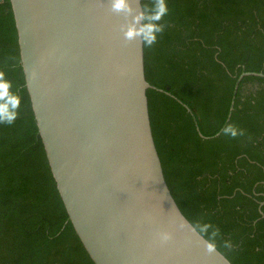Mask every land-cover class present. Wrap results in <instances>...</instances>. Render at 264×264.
<instances>
[{
	"label": "trees",
	"instance_id": "obj_1",
	"mask_svg": "<svg viewBox=\"0 0 264 264\" xmlns=\"http://www.w3.org/2000/svg\"><path fill=\"white\" fill-rule=\"evenodd\" d=\"M152 3L142 0L143 9ZM167 3L163 33L144 47L167 184L185 216L211 220L233 241L225 251L233 264H264V76L238 80L243 72L264 73V0ZM0 69L22 96L17 120L0 125V264H95L46 157L9 0H0ZM229 122L245 135L218 134Z\"/></svg>",
	"mask_w": 264,
	"mask_h": 264
},
{
	"label": "water",
	"instance_id": "obj_2",
	"mask_svg": "<svg viewBox=\"0 0 264 264\" xmlns=\"http://www.w3.org/2000/svg\"><path fill=\"white\" fill-rule=\"evenodd\" d=\"M9 1L46 157L94 263L233 264L186 230L164 245L155 239L183 212L153 136L147 90L157 87L146 79L144 46L120 31L144 10L142 0H129L128 14L112 11L110 0ZM249 74L264 76L238 80Z\"/></svg>",
	"mask_w": 264,
	"mask_h": 264
},
{
	"label": "clouds",
	"instance_id": "obj_3",
	"mask_svg": "<svg viewBox=\"0 0 264 264\" xmlns=\"http://www.w3.org/2000/svg\"><path fill=\"white\" fill-rule=\"evenodd\" d=\"M110 8L115 12H132L129 0H110ZM169 13L167 0H154L150 6L145 5L144 10L133 17V22L121 25L120 31L125 41H134L137 37L145 48H151L158 42L160 35L164 31V24L160 23ZM22 96L13 80L9 78L4 69H0V125H12L20 115ZM246 130L235 122H229L218 130V134H223L228 138H237L245 135ZM171 229L160 230L155 233L156 241L167 244L174 238V230H186L193 236L199 238L203 244L205 252H216L225 256L226 250L234 248L231 239L222 238V232L218 225L211 220L203 218H188L181 214L175 221Z\"/></svg>",
	"mask_w": 264,
	"mask_h": 264
}]
</instances>
